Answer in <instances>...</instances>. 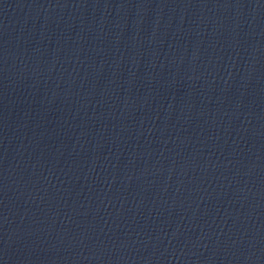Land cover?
I'll return each instance as SVG.
<instances>
[{
	"label": "water",
	"instance_id": "1",
	"mask_svg": "<svg viewBox=\"0 0 264 264\" xmlns=\"http://www.w3.org/2000/svg\"><path fill=\"white\" fill-rule=\"evenodd\" d=\"M0 264H264V0H0Z\"/></svg>",
	"mask_w": 264,
	"mask_h": 264
}]
</instances>
